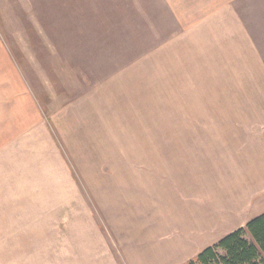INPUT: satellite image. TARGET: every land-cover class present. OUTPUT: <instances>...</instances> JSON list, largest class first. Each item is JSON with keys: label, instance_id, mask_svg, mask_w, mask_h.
Here are the masks:
<instances>
[{"label": "crops", "instance_id": "1", "mask_svg": "<svg viewBox=\"0 0 264 264\" xmlns=\"http://www.w3.org/2000/svg\"><path fill=\"white\" fill-rule=\"evenodd\" d=\"M247 6L128 4L143 53L62 102L0 36V264H187L264 213Z\"/></svg>", "mask_w": 264, "mask_h": 264}, {"label": "rangeland", "instance_id": "2", "mask_svg": "<svg viewBox=\"0 0 264 264\" xmlns=\"http://www.w3.org/2000/svg\"><path fill=\"white\" fill-rule=\"evenodd\" d=\"M138 1L0 0V36L26 73L40 74L41 90L62 102L143 53V31L126 12ZM247 4L243 16L264 58V0ZM112 251L120 256L116 245Z\"/></svg>", "mask_w": 264, "mask_h": 264}, {"label": "trees", "instance_id": "3", "mask_svg": "<svg viewBox=\"0 0 264 264\" xmlns=\"http://www.w3.org/2000/svg\"><path fill=\"white\" fill-rule=\"evenodd\" d=\"M187 264H264V213Z\"/></svg>", "mask_w": 264, "mask_h": 264}]
</instances>
